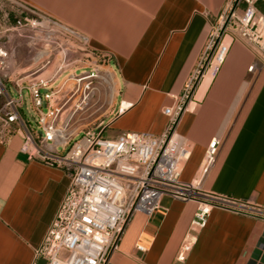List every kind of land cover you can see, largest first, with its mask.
Listing matches in <instances>:
<instances>
[{"label": "crops", "instance_id": "crops-1", "mask_svg": "<svg viewBox=\"0 0 264 264\" xmlns=\"http://www.w3.org/2000/svg\"><path fill=\"white\" fill-rule=\"evenodd\" d=\"M23 1L86 34L91 48L107 56L115 95L105 124L116 134L152 135L164 131L162 110L182 94L226 2ZM257 7L264 14L262 0ZM122 102L130 107L117 114ZM177 132L193 146L182 181L198 176L206 147L218 136L223 142L202 187L264 206V54L243 40L231 41L223 63L195 89ZM21 143L17 133L0 141V264H45L34 258V249L70 179L64 169L28 158ZM195 207L163 196L150 216L134 214L111 264H264V220L219 208L210 211L185 259L177 260Z\"/></svg>", "mask_w": 264, "mask_h": 264}, {"label": "built area", "instance_id": "built-area-1", "mask_svg": "<svg viewBox=\"0 0 264 264\" xmlns=\"http://www.w3.org/2000/svg\"><path fill=\"white\" fill-rule=\"evenodd\" d=\"M257 1L226 0L182 94L172 96L173 104L162 110L167 116L162 133L122 131L108 138L102 132L109 124L73 134L67 130L71 116L62 115L77 92L62 91L66 82L86 80L83 102L88 96L85 90L100 77L97 58L105 61L107 56L91 48L86 34L36 6L23 0H0V141L19 134L20 149L28 158L64 169L70 179L34 249L35 259L42 258L45 264H111V254L131 217L150 216L163 196L196 204L177 250L179 261L185 259L214 208L264 220V206L202 187V178L216 159L218 136L207 145L198 176L189 182L180 179L193 146L177 132L195 89L223 63L231 41L243 40L264 54V14ZM14 37L24 40L33 68L15 77L12 84L14 74L7 68ZM254 67L253 63L248 70ZM128 107L130 103H120L117 114Z\"/></svg>", "mask_w": 264, "mask_h": 264}, {"label": "rangeland", "instance_id": "rangeland-1", "mask_svg": "<svg viewBox=\"0 0 264 264\" xmlns=\"http://www.w3.org/2000/svg\"><path fill=\"white\" fill-rule=\"evenodd\" d=\"M5 6V4H4ZM11 53L8 62V73H13L12 84L15 77H22L32 70L33 65L30 61L29 50L25 45L24 40L14 37L11 41ZM103 57L96 60V71L99 78L93 79L90 88L85 90L88 96L80 103L82 92L84 91L85 81H68L63 87L62 91L71 92L77 89V92L62 109V115L71 116L68 127V132L78 133L88 128H96L99 124H104L109 118L111 104L114 99L115 91L113 89V74L108 67L107 62L102 60ZM94 64V63H93ZM89 68V67H88ZM87 68V69H88ZM58 82H56L57 84ZM57 100V99H56ZM80 103L79 107L75 109V105ZM30 107V103L28 102ZM35 125V124H34ZM116 129L112 126L107 127L103 132V137L112 138L116 134ZM223 139L218 147L222 145ZM217 151V154H218Z\"/></svg>", "mask_w": 264, "mask_h": 264}, {"label": "bare ground", "instance_id": "bare-ground-1", "mask_svg": "<svg viewBox=\"0 0 264 264\" xmlns=\"http://www.w3.org/2000/svg\"><path fill=\"white\" fill-rule=\"evenodd\" d=\"M211 73H212V72L209 71V72L205 75L204 79L206 80L207 77H210Z\"/></svg>", "mask_w": 264, "mask_h": 264}, {"label": "trees", "instance_id": "trees-1", "mask_svg": "<svg viewBox=\"0 0 264 264\" xmlns=\"http://www.w3.org/2000/svg\"><path fill=\"white\" fill-rule=\"evenodd\" d=\"M1 102V101H0Z\"/></svg>", "mask_w": 264, "mask_h": 264}]
</instances>
